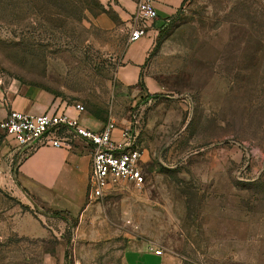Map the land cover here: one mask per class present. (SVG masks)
Segmentation results:
<instances>
[{
    "label": "rangeland",
    "instance_id": "rangeland-1",
    "mask_svg": "<svg viewBox=\"0 0 264 264\" xmlns=\"http://www.w3.org/2000/svg\"><path fill=\"white\" fill-rule=\"evenodd\" d=\"M127 42L97 0H0V102L43 88L110 114L144 176L73 214L0 187V264H124L127 247L264 264V0H184L147 51L150 91L116 89Z\"/></svg>",
    "mask_w": 264,
    "mask_h": 264
},
{
    "label": "crops",
    "instance_id": "crops-1",
    "mask_svg": "<svg viewBox=\"0 0 264 264\" xmlns=\"http://www.w3.org/2000/svg\"><path fill=\"white\" fill-rule=\"evenodd\" d=\"M101 5L118 14L127 26L134 10V0H97ZM184 0H153L156 16L145 34L128 41L121 52V60L115 70L116 89L134 86L142 79L146 91H150L151 80L147 51L153 43L155 33L165 20L176 12ZM139 92L140 88H135ZM140 94V93H138ZM73 102H67L43 88H31L13 94L0 102V115L5 107L31 113L65 111L69 115L78 112ZM104 111L85 109L78 114L82 125L98 129L107 117ZM121 125V124H118ZM119 127L115 125L112 135L117 137ZM141 161V160H140ZM0 187H6L17 196L28 194L34 201L50 210L77 213L89 197V148L80 138H73L68 146L37 144L33 148L17 146L8 134H0ZM124 264H161L162 258L152 250L142 247H127L122 251Z\"/></svg>",
    "mask_w": 264,
    "mask_h": 264
},
{
    "label": "built area",
    "instance_id": "built-area-1",
    "mask_svg": "<svg viewBox=\"0 0 264 264\" xmlns=\"http://www.w3.org/2000/svg\"><path fill=\"white\" fill-rule=\"evenodd\" d=\"M155 16L153 0H134V10L127 24L128 41L145 34ZM72 105L78 114L83 111L81 103L73 102ZM78 114L69 115L65 111L31 113L5 107L0 115V131L27 150L37 144L68 146L73 138L82 139L89 148L88 194L91 196L102 195L119 181L143 182L141 151L133 130L128 125L119 127L114 137L112 120L106 119L98 129H91L81 124ZM149 249L160 253L159 248Z\"/></svg>",
    "mask_w": 264,
    "mask_h": 264
}]
</instances>
